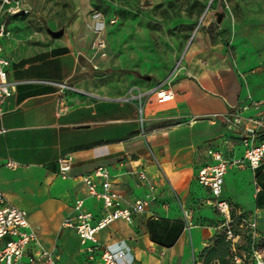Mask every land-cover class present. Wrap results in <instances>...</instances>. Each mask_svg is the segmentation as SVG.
<instances>
[{"label": "crops", "instance_id": "obj_1", "mask_svg": "<svg viewBox=\"0 0 264 264\" xmlns=\"http://www.w3.org/2000/svg\"><path fill=\"white\" fill-rule=\"evenodd\" d=\"M36 14L24 18L18 13L7 24L2 21L9 32L1 38L2 54L11 62L8 79L15 88L0 106V194L26 210L39 244L54 253L57 264H84L80 239L63 220L72 215L76 198L84 200L92 224L104 210L100 199L87 194L81 176L105 166L126 206L147 193L138 177L143 171L154 185L155 199L130 221L118 219L98 230V242H124L135 264H204L197 255L219 227L187 225V217L211 215L208 208L191 207L193 192L208 190L193 180L195 168L202 160L213 163L215 151L226 159L243 156L240 133L219 114L249 104L247 95L264 99V84L241 90L236 81L233 86L216 79L203 60L193 62L192 72L159 82L116 69L109 58L98 59L94 70L87 61L93 34L84 11L58 27ZM58 30L62 34H51ZM54 82H65L71 90L62 91ZM159 90L172 97L153 101ZM129 93L141 94L142 124L139 100H125ZM240 113L260 117L264 104ZM259 135L264 138V128ZM68 153L73 162L63 179L58 159ZM7 161L17 167H7ZM220 198L229 203L232 216L255 221L264 230V165L228 167ZM86 264H100L99 254Z\"/></svg>", "mask_w": 264, "mask_h": 264}, {"label": "rangeland", "instance_id": "obj_2", "mask_svg": "<svg viewBox=\"0 0 264 264\" xmlns=\"http://www.w3.org/2000/svg\"><path fill=\"white\" fill-rule=\"evenodd\" d=\"M2 2L0 20L7 24L17 13L7 11L14 0ZM22 4L29 8L22 17L37 12L36 17H43L50 27L69 22L76 11H84L90 23L91 12L100 11L107 22V58L116 69L138 72L143 81L188 74L193 62L203 60L216 79L233 86L237 82L241 90L264 84V0H23ZM217 13L222 15L219 22ZM159 99L157 93L152 98ZM199 163L195 182L197 170L206 165L203 160ZM193 195L191 207L208 208L211 215L187 217L188 227H219L209 245L224 232L230 242L229 264L264 261V230L251 228L245 217L232 216L231 207L225 217L208 190ZM202 251L197 255L200 261Z\"/></svg>", "mask_w": 264, "mask_h": 264}, {"label": "built area", "instance_id": "obj_3", "mask_svg": "<svg viewBox=\"0 0 264 264\" xmlns=\"http://www.w3.org/2000/svg\"><path fill=\"white\" fill-rule=\"evenodd\" d=\"M23 0H14V4L7 9L8 13L27 14L29 8L22 4ZM9 4V0H3L2 4ZM89 27L93 34L90 44L87 61L94 70L99 69L98 59L108 57L105 30L107 22L98 10H93L90 15ZM9 36L5 24L0 20V106L14 92V82L8 79V68L11 62L2 54L1 38ZM59 89L71 90L65 82H54ZM160 91L162 92L159 95ZM161 100H168L172 94L168 90L157 92ZM138 99V114L141 124L144 121L143 103L141 94L129 93L125 100ZM249 104H235L229 107L225 114H219L231 129L240 133L241 143L244 146L243 156L240 158L226 159L219 151L212 153L214 162L198 169L196 178L199 184L206 187L210 194L216 198V208L225 217L230 216V206L226 200L220 198L222 192L223 176L228 167L249 166L255 170L264 165V138H260L259 129L264 128V115L260 117L241 116V110L249 105L258 108L264 104V99L255 100L251 95L246 96ZM218 115H215V117ZM250 123V126L244 124ZM73 162L71 153L65 154L58 159V174L61 178H67ZM9 168H16L14 161H7ZM139 179L147 188V193L133 203L122 206L123 196L117 192L113 185L112 176L109 170L102 165L97 166L91 172L81 176L89 196L101 200L103 207L102 216L95 224L90 222L91 215L83 209L84 200L76 198L72 204L73 213L67 216L62 225L75 231L83 246L85 263L94 260L95 253L99 254L100 264H135V257L131 248L124 242L116 245H106L98 242L96 232L105 228L115 220L130 221L133 215L145 210L148 203L155 199L153 194L154 185L148 175L140 171ZM185 217L187 212L183 211ZM251 228H256L255 221L248 222ZM229 236L231 232L228 231ZM57 257L39 244L35 231L30 227L27 220V212L5 200L0 194V264H57ZM254 264H264V261L257 260Z\"/></svg>", "mask_w": 264, "mask_h": 264}, {"label": "trees", "instance_id": "obj_4", "mask_svg": "<svg viewBox=\"0 0 264 264\" xmlns=\"http://www.w3.org/2000/svg\"><path fill=\"white\" fill-rule=\"evenodd\" d=\"M230 242L225 240L224 232L217 233L214 243L203 249L200 258L204 264H229Z\"/></svg>", "mask_w": 264, "mask_h": 264}, {"label": "water", "instance_id": "obj_5", "mask_svg": "<svg viewBox=\"0 0 264 264\" xmlns=\"http://www.w3.org/2000/svg\"><path fill=\"white\" fill-rule=\"evenodd\" d=\"M19 14H22V12H19ZM222 18V15L220 13H217V21L219 22ZM63 30H58V31H53L51 32L52 35L54 36H58L60 34H62Z\"/></svg>", "mask_w": 264, "mask_h": 264}]
</instances>
